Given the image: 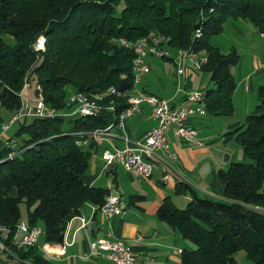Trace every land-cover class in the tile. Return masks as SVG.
Segmentation results:
<instances>
[{"label":"trees","instance_id":"16d2710c","mask_svg":"<svg viewBox=\"0 0 264 264\" xmlns=\"http://www.w3.org/2000/svg\"><path fill=\"white\" fill-rule=\"evenodd\" d=\"M231 19L246 20L264 33V0H0V105L16 111L24 82L58 111L68 109L67 97L75 91L90 96L113 87L130 94L133 53L117 40L161 35L167 40L160 48L205 56L200 69L210 82L201 96L205 114L228 116L235 87L231 68L239 55L233 46L223 53L209 41ZM3 34L11 35L13 44H6ZM39 36L43 49L34 50ZM255 98L243 121L223 134L234 138L248 161H232L217 170L221 198L199 195L178 182L174 192L189 195L184 207L167 196L156 208L158 220L194 245L180 251V264H237L234 254L239 250L250 264H264V83L256 87ZM99 104L101 109L90 116L21 118L9 138L15 148L0 147L3 261L51 264L37 243L16 246L20 204L27 226L41 223L42 242L61 245L68 221L80 208L86 203L97 208L108 195L105 186L82 182L88 161L81 142L88 137L73 133L113 124L126 106L125 98L114 95ZM139 198L129 195L126 202Z\"/></svg>","mask_w":264,"mask_h":264},{"label":"crops","instance_id":"0c3cea01","mask_svg":"<svg viewBox=\"0 0 264 264\" xmlns=\"http://www.w3.org/2000/svg\"><path fill=\"white\" fill-rule=\"evenodd\" d=\"M230 25L238 30L232 23ZM229 47L225 49L228 50ZM252 48L246 65L237 62L231 68L235 81L231 95L233 112L225 116L226 119L205 113L188 117V123L196 129L197 139L202 142L201 145L179 142L173 134L174 126H169L164 131L167 150L177 156L170 165L183 176L181 181L175 178L163 181L158 163H153L150 176L144 179L132 176L118 165L103 168L100 151L106 143L94 142L89 138L82 140L81 145L88 161L87 169L81 176L84 184L105 186L109 189V193H120L118 191L120 189L126 198L129 195H138L141 198L132 204H127L120 216L110 219L104 218L95 206L84 204L80 208L79 215L68 221L61 245L42 243L41 250L38 248L51 264H110L108 260L90 254L88 248L90 240L103 236L107 231L127 244L135 258V264H180V251L191 246L175 230L158 220L155 211L165 197L168 196L172 201L173 195L176 194L175 185L178 182L188 184L199 195L221 198L223 182L219 179L217 170L225 169V166L232 162V158L218 144L232 138L223 137V134L229 131L226 129L240 123V119L253 109L256 104V87L264 83V66H262L264 43ZM146 60L149 71L139 79V87L158 97L168 99L173 104H185L183 101L187 92L203 91L210 85L208 73L193 71L188 67L183 75H176L173 68L171 71L168 69V63L171 61L162 58L161 61H152V65L158 67L154 73L149 66L148 58ZM152 86L155 88L154 92L150 90ZM71 108L69 106L62 112L68 113ZM237 110L239 114L236 113ZM11 115V112L5 114L0 109V147L12 137L14 131L11 136L7 132L10 127L17 125L14 122L6 130H1V124L6 123ZM154 124L148 106L141 105L139 112L126 117L123 128L113 129V135L108 139L117 147H122L125 143L130 145L140 141ZM220 135H222L220 139L223 140H219ZM123 136L126 137L127 142L123 140ZM157 153L165 158V152ZM242 156H244L243 152ZM177 195H181L183 200L189 199L188 194ZM79 217H82L83 223L80 222ZM0 259H3L2 254ZM245 260L243 264H250Z\"/></svg>","mask_w":264,"mask_h":264},{"label":"built area","instance_id":"2783aa9c","mask_svg":"<svg viewBox=\"0 0 264 264\" xmlns=\"http://www.w3.org/2000/svg\"><path fill=\"white\" fill-rule=\"evenodd\" d=\"M167 39L161 35H149L140 37L134 41L119 38L117 43L123 48L131 49L133 57L131 59L132 89L130 94L125 91H117L113 87H108L102 92L87 96L81 92H71L67 97V105L71 106V111L63 113L48 107L42 102L39 94H35L34 88L24 82L18 92L20 105L14 111L6 123L1 124V130H6L10 124L17 122L21 118L40 117L51 118L55 116L69 117L73 114L81 116L95 115L100 109L99 102L107 95L125 98L126 106L118 113L115 122L104 128H95L89 132H73L74 134H86L94 142H105L106 146L100 151V158L103 168L110 165H118L125 172L136 178H147L152 172L153 163H158L161 169V179L163 181L175 178L181 181L183 176L170 164L176 160L177 156L167 150L164 131L169 126H174L173 134L181 143L188 145H201L197 139L196 129L188 123V117L192 115H203L205 113L201 102L202 91H191L184 95L185 104H173L168 99L158 97L140 89L138 83L141 76L149 71L146 56L158 58H169L173 63L175 74L183 75L186 72L185 65L190 64L193 70H200L205 63V56H201L190 49L175 48L172 51L160 48V45ZM34 50L43 49V38L39 36L32 45ZM264 66V62L262 63ZM37 88V87H36ZM30 90V92H26ZM141 105L149 108L150 116L155 121L154 126L148 129L140 141H135L122 147H117L109 141L113 129L121 130L124 119L138 113ZM112 109L111 106H108ZM123 140L127 142L126 137ZM5 145L14 149L16 144L13 139H7ZM158 151L165 152V158L158 155ZM14 152H10L11 157ZM127 206L126 197L118 192H110L105 197L101 205L97 207L98 212L106 219L120 216ZM83 223L82 217H79ZM41 234V229L37 226H27L25 222L19 221L15 225L13 235L17 247L31 246L37 242ZM89 253L100 256L109 261L110 264H135V258L127 244L116 238L110 231L103 236L96 237L88 242ZM0 249L4 247L0 244Z\"/></svg>","mask_w":264,"mask_h":264},{"label":"rangeland","instance_id":"374dc122","mask_svg":"<svg viewBox=\"0 0 264 264\" xmlns=\"http://www.w3.org/2000/svg\"><path fill=\"white\" fill-rule=\"evenodd\" d=\"M230 23H232L234 25V27H236L238 30H235L230 25ZM2 39L6 44H9V45L13 44V42H14L12 36L9 34H3ZM210 42L213 45H218L219 50L223 53L227 52V49H225V47L233 46L235 48L237 54L239 55L238 63L240 62L241 63L240 65H244V64L246 65L247 59H248L249 55L251 54L250 52L253 49L252 47H255V45L260 46L261 43H264V33L259 34L255 30L253 25L246 20L244 21L241 19H238V20H232L231 19V20L225 21V23L223 24V31L220 34L211 37ZM200 55L204 56L201 53H200ZM147 58L149 60L148 61L149 66L151 67L152 72L155 73V71L158 70V67L156 65H152V61H159V60L161 61V58L154 57V56H146L145 60ZM168 65H169L168 66L169 71H171L173 68V70L175 72L173 63L172 62L168 63ZM185 67L191 68L189 63H187L185 65ZM193 71H196V70H193ZM198 71H201V70H198ZM145 74H143V75H145ZM151 88L152 89H150V90L152 92H154L155 88L153 86ZM0 109L3 113L8 114V111L6 109H4L3 107L0 106ZM236 113L239 114L238 110ZM232 117H234V116H232ZM219 118L226 119L227 117L220 116ZM28 119H30V117H28ZM231 119H233V118H231ZM240 120H241L240 121V123H241L243 121V119H240ZM16 123L18 124V122H16ZM16 128H17V125L11 126L10 129L7 131L8 134L11 136L12 132L15 131ZM231 128L226 129V130H230ZM221 136L222 135L219 136V140H223V139H220ZM16 140H19V139H16ZM217 144L218 143H216V145ZM218 145L221 146L223 151L227 152L228 156L232 158L231 160L233 162H238V161L247 162L248 161L244 156H242V148L234 140L233 137L231 139H227L226 141L223 140ZM225 168H226V166H225ZM118 191H120V194H123V193H121L122 191L120 189H118ZM172 201L174 202V205L178 208H183L185 203H186V200H183L181 195H177V194L173 195ZM19 210H20L21 220L24 222L25 219H24V206H23V204L19 205ZM36 226L39 227L40 229L42 227L40 222H37ZM184 241L186 243H188L192 248L194 247V245L191 242H189L187 240H184ZM42 243H43L42 237L39 236L37 239V245H38L39 249H40ZM1 254H2V258H5V254L4 253H1ZM244 257L245 256H244V253L242 250H239V251L235 252V254H234V259H235L237 264H243L244 260H245ZM245 261H247V260H245ZM247 263H248V261H247ZM0 264H19V263H17L15 260H11V261H9V263H7V262L3 261V259H0Z\"/></svg>","mask_w":264,"mask_h":264}]
</instances>
